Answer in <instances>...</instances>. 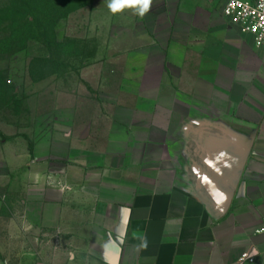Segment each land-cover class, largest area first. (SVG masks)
Returning <instances> with one entry per match:
<instances>
[{
    "label": "crops",
    "instance_id": "0c3cea01",
    "mask_svg": "<svg viewBox=\"0 0 264 264\" xmlns=\"http://www.w3.org/2000/svg\"><path fill=\"white\" fill-rule=\"evenodd\" d=\"M225 2L153 0L129 21L152 45L129 54L134 97L101 142L15 139L26 186L11 220L32 244L19 261L264 264V50Z\"/></svg>",
    "mask_w": 264,
    "mask_h": 264
},
{
    "label": "rangeland",
    "instance_id": "374dc122",
    "mask_svg": "<svg viewBox=\"0 0 264 264\" xmlns=\"http://www.w3.org/2000/svg\"><path fill=\"white\" fill-rule=\"evenodd\" d=\"M36 1L0 0V264H24L19 260L32 249L29 235L16 233L21 224L11 220L22 209L26 186L25 171L16 167L24 160L15 139L65 129L75 141L98 132L101 142L119 101L130 107L134 97L125 86L127 73L141 59L129 54L152 45L132 35L129 21L137 15L131 9L111 13L108 0L58 6L46 0L43 18H23L18 9Z\"/></svg>",
    "mask_w": 264,
    "mask_h": 264
},
{
    "label": "built area",
    "instance_id": "2783aa9c",
    "mask_svg": "<svg viewBox=\"0 0 264 264\" xmlns=\"http://www.w3.org/2000/svg\"><path fill=\"white\" fill-rule=\"evenodd\" d=\"M223 16L241 33L252 36L255 46L264 50V0H226ZM258 234H264V229ZM255 259L243 253L240 263L255 264Z\"/></svg>",
    "mask_w": 264,
    "mask_h": 264
},
{
    "label": "clouds",
    "instance_id": "9594fccd",
    "mask_svg": "<svg viewBox=\"0 0 264 264\" xmlns=\"http://www.w3.org/2000/svg\"><path fill=\"white\" fill-rule=\"evenodd\" d=\"M152 4L153 0H108L107 7L113 14L132 9L136 15L143 18L150 12ZM144 246H146V240Z\"/></svg>",
    "mask_w": 264,
    "mask_h": 264
},
{
    "label": "trees",
    "instance_id": "16d2710c",
    "mask_svg": "<svg viewBox=\"0 0 264 264\" xmlns=\"http://www.w3.org/2000/svg\"><path fill=\"white\" fill-rule=\"evenodd\" d=\"M66 1L49 0V2L53 3L55 6H58L60 3L61 4L65 3ZM45 4H46V0H37L36 2H33L31 4L29 2H26L21 6V8L18 9V11L24 10V16L22 14L23 18L32 17L33 19L39 21L44 16L42 11H44Z\"/></svg>",
    "mask_w": 264,
    "mask_h": 264
}]
</instances>
